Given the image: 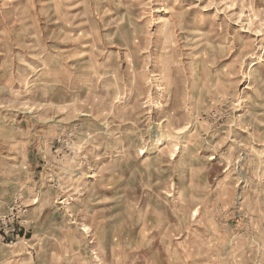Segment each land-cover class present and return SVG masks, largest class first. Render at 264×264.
I'll return each mask as SVG.
<instances>
[{"label": "rangeland", "instance_id": "obj_1", "mask_svg": "<svg viewBox=\"0 0 264 264\" xmlns=\"http://www.w3.org/2000/svg\"><path fill=\"white\" fill-rule=\"evenodd\" d=\"M0 264H264V0H0Z\"/></svg>", "mask_w": 264, "mask_h": 264}, {"label": "bare ground", "instance_id": "obj_2", "mask_svg": "<svg viewBox=\"0 0 264 264\" xmlns=\"http://www.w3.org/2000/svg\"><path fill=\"white\" fill-rule=\"evenodd\" d=\"M165 127V126H164ZM166 128V127H165ZM169 128V127H168ZM165 131V130H164ZM181 132V131H180ZM166 133H168V135H171L173 132H171V130H168L167 128H166ZM159 139V138H158ZM176 144V143H175ZM175 144H173V145H175ZM174 147V146H173ZM176 148L178 149V147H177V145H176ZM211 159H213V157L211 158Z\"/></svg>", "mask_w": 264, "mask_h": 264}]
</instances>
